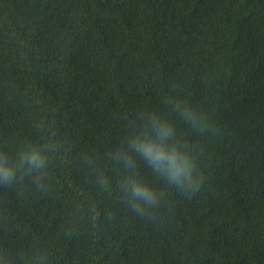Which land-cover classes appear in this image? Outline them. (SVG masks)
<instances>
[{
    "label": "trees",
    "instance_id": "16d2710c",
    "mask_svg": "<svg viewBox=\"0 0 264 264\" xmlns=\"http://www.w3.org/2000/svg\"><path fill=\"white\" fill-rule=\"evenodd\" d=\"M0 168V264H264V0H0Z\"/></svg>",
    "mask_w": 264,
    "mask_h": 264
},
{
    "label": "clouds",
    "instance_id": "9594fccd",
    "mask_svg": "<svg viewBox=\"0 0 264 264\" xmlns=\"http://www.w3.org/2000/svg\"><path fill=\"white\" fill-rule=\"evenodd\" d=\"M181 115L185 120L195 119L191 113H182ZM169 132V128L161 125L158 135L161 137V140H163L167 138ZM134 147L136 151L141 153L154 171L158 170L159 175L166 176L169 183L175 181L178 184L183 185V181L188 180V186H192L191 164L186 157L180 155L175 149H172L171 151L165 150L161 144H157L154 140L147 139L134 142ZM29 162L34 165L43 163L39 154L36 152L30 154ZM0 172H2L6 178L10 177L12 174L10 170L5 168H0ZM130 183L132 185L131 190L134 194V199L137 197L143 199L144 201H152L155 199L152 195V191L147 185L134 180L130 181ZM198 191L199 186L197 185L194 192L190 194V196ZM133 207L138 208V205L134 204Z\"/></svg>",
    "mask_w": 264,
    "mask_h": 264
}]
</instances>
